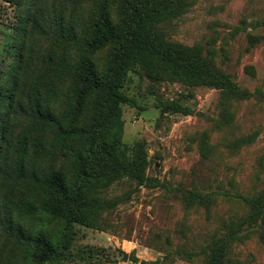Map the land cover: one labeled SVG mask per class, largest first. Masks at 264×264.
<instances>
[{
	"label": "rangeland",
	"instance_id": "374dc122",
	"mask_svg": "<svg viewBox=\"0 0 264 264\" xmlns=\"http://www.w3.org/2000/svg\"><path fill=\"white\" fill-rule=\"evenodd\" d=\"M110 2L113 23L126 29L119 13L125 24L131 8ZM175 8L154 19L159 35L193 50L244 94L226 98L161 67L145 70V62L136 63L135 39L99 52L97 65L112 71L109 82L133 104L107 106L120 112V142L97 159L96 177L138 156L148 180L126 173L110 175L107 186L88 184L84 205L75 208L78 220L43 226L62 257L45 264H207L219 241L225 261L264 264L260 224L246 222V201L264 187V0H186ZM17 15L0 0V83L12 62ZM103 97L94 93L86 102L91 107Z\"/></svg>",
	"mask_w": 264,
	"mask_h": 264
},
{
	"label": "trees",
	"instance_id": "16d2710c",
	"mask_svg": "<svg viewBox=\"0 0 264 264\" xmlns=\"http://www.w3.org/2000/svg\"><path fill=\"white\" fill-rule=\"evenodd\" d=\"M4 1L18 15L12 62L0 83V264L57 263L62 259L59 248L43 226L78 220L75 208L84 205L88 184L107 186L110 175L126 173L140 183L148 180L138 156L96 177L97 159L120 142L114 121L120 112L107 106L112 100L133 104L109 82L112 71L97 65L99 52L135 39L136 63L145 62V70L161 67L182 82L217 87L226 98L244 93L214 66L206 68L193 50L167 42L156 31L157 15L186 0H121L133 15L124 24L119 13L124 30L113 23L110 0ZM94 93L104 97L90 107L86 99ZM196 198L189 195L187 202ZM199 199L204 203L207 197ZM246 204L248 226L259 222L264 239V187ZM238 228L232 225V236ZM210 250L207 264H232L224 260L223 241Z\"/></svg>",
	"mask_w": 264,
	"mask_h": 264
},
{
	"label": "water",
	"instance_id": "95a60500",
	"mask_svg": "<svg viewBox=\"0 0 264 264\" xmlns=\"http://www.w3.org/2000/svg\"><path fill=\"white\" fill-rule=\"evenodd\" d=\"M126 258V255L124 256V259Z\"/></svg>",
	"mask_w": 264,
	"mask_h": 264
}]
</instances>
